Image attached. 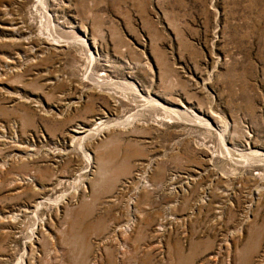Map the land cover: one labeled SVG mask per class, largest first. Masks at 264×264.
<instances>
[{"label": "rangeland", "instance_id": "obj_1", "mask_svg": "<svg viewBox=\"0 0 264 264\" xmlns=\"http://www.w3.org/2000/svg\"><path fill=\"white\" fill-rule=\"evenodd\" d=\"M0 264H264V0H0Z\"/></svg>", "mask_w": 264, "mask_h": 264}, {"label": "bare ground", "instance_id": "obj_2", "mask_svg": "<svg viewBox=\"0 0 264 264\" xmlns=\"http://www.w3.org/2000/svg\"><path fill=\"white\" fill-rule=\"evenodd\" d=\"M19 24L21 23L22 24V21L20 20L19 22H18ZM12 34H13V38L15 37V38H18V39H21L22 40V28L21 27H19V26H14V24L12 25ZM37 36V35H36ZM39 36V35H38ZM86 36H87V34H86V31H83V36L81 37V36H79L78 38L79 39H81V40H83V42H87V39H86ZM40 38V37H39ZM42 40H43V42H47V44H49V46L50 47H58V46H60V44L58 43V42H56V41H54V40H52L51 38L49 39V38H47V37H43L42 38ZM93 42V41H92ZM91 42V43H92ZM92 45H93V48L95 49V50H97V47H96V45L94 44V42L92 43ZM97 54V53H96ZM106 81V80H105ZM104 81V82H105ZM102 82V81H101ZM99 83V82H98ZM129 87V86H128ZM131 88L132 89H134L135 91H138L139 89L136 87V85H134V84H132L131 83ZM100 89V88H99ZM133 90V91H134ZM146 98V97H145ZM146 100H148V101H156V100H154L153 98H147ZM157 102V101H156ZM171 111L172 112H174L175 114H177L180 118H181V116H182V111L181 110H177V109H171ZM211 114H213V112H211ZM111 126V124H107L106 122H105V119L103 118V117H99V118H97L96 120H95V124L93 125V126H90V128H87V127H85L84 125H81V124H79V125H77V126H75V129L76 130H73L74 132H76V133H78V132H84V131H86L87 130V133H90L91 134V136H94V137H99L100 135H102L109 127ZM86 133V132H85ZM80 136H78L77 137V139H79L78 140V143H79V145L80 144H82V140H83V137H80ZM10 138H12L14 141H16V136L14 135V136H12V137H10ZM75 139H76V137H74V138H72V142L73 141H75ZM223 139V138H222ZM224 142V141H223ZM256 150V149H255ZM54 152V151H53ZM230 153V152H229ZM253 156V155H252ZM256 157H258V156H256ZM260 157V156H259ZM263 157V156H262ZM245 158V157H244ZM260 159V158H259ZM60 199V198H59Z\"/></svg>", "mask_w": 264, "mask_h": 264}]
</instances>
